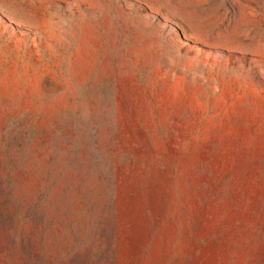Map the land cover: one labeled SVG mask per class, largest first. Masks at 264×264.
Listing matches in <instances>:
<instances>
[{
  "label": "rangeland",
  "instance_id": "obj_1",
  "mask_svg": "<svg viewBox=\"0 0 264 264\" xmlns=\"http://www.w3.org/2000/svg\"><path fill=\"white\" fill-rule=\"evenodd\" d=\"M0 264H264V0H0Z\"/></svg>",
  "mask_w": 264,
  "mask_h": 264
}]
</instances>
